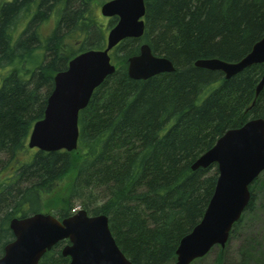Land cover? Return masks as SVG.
Returning <instances> with one entry per match:
<instances>
[{"label": "trees", "instance_id": "obj_1", "mask_svg": "<svg viewBox=\"0 0 264 264\" xmlns=\"http://www.w3.org/2000/svg\"><path fill=\"white\" fill-rule=\"evenodd\" d=\"M107 1L0 0V68L13 65L0 85V257L13 240L11 220L46 212L62 221L78 202L88 215L107 217L116 246L134 264H174L180 240L199 224L218 179L216 165L192 171V163L230 129L264 119V87L255 97L264 64L227 80L194 66L247 55L264 37V0H144L145 32L110 52L116 70L80 110L77 150L27 149L56 73L79 52L105 47L117 21L98 12V3ZM48 22L54 28L45 34ZM69 40L80 44L78 52L67 49ZM146 44L174 71L130 79L127 60ZM36 53L40 63L31 70ZM66 243L38 264H69L61 250Z\"/></svg>", "mask_w": 264, "mask_h": 264}, {"label": "water", "instance_id": "obj_2", "mask_svg": "<svg viewBox=\"0 0 264 264\" xmlns=\"http://www.w3.org/2000/svg\"><path fill=\"white\" fill-rule=\"evenodd\" d=\"M146 6L144 0H109L99 6L103 18L117 19L108 30L105 47L78 53L67 69L54 76L52 93L46 100L42 119L35 122L27 142L28 149L44 153H70L78 146V116L87 107L92 93L113 75L116 66L110 53L124 39L143 36ZM130 79L147 80L174 71L172 62L156 57L149 46L141 45L139 54L127 60ZM264 64V37L236 62L215 59L196 60L194 66L222 72L225 79L238 75L252 65ZM255 97L264 87V72ZM216 165L218 179L207 210L176 251L174 264H190L213 247L224 248L231 229L239 220L251 196L249 187L264 171V119L253 118L238 129H230L215 145L195 160L192 171ZM13 240L6 244L0 264H38L56 244L67 240L62 256L69 264H134L117 248L104 215L90 216L81 210L59 221L51 214L37 213L10 221Z\"/></svg>", "mask_w": 264, "mask_h": 264}, {"label": "rangeland", "instance_id": "obj_3", "mask_svg": "<svg viewBox=\"0 0 264 264\" xmlns=\"http://www.w3.org/2000/svg\"><path fill=\"white\" fill-rule=\"evenodd\" d=\"M100 5L101 3H98V9ZM104 19L106 21L109 20L106 18ZM53 23L48 22L43 25L42 32L48 34L50 30L54 28ZM22 25L23 23L21 22L19 25V30L22 29ZM65 44H67V49L68 47H70L69 49L73 53L78 52L80 48V44L72 40L66 41ZM40 54L41 53H36L33 60L34 62L27 65L28 68L33 70V67L37 66L40 63ZM12 66V64H9L7 67L0 68V85L1 77L4 74L9 73L10 70H12ZM30 153H33V151H31ZM72 177L73 174L71 173L69 177L62 180L59 187H66L69 184L68 182L72 180ZM254 189L255 204L253 206V212H245L241 215V217L237 221L238 224L234 226V228L232 227L233 229H231L232 233L228 238L226 246L223 249L220 247H213L212 250L208 252V254L201 257L200 259L194 260L190 264H216L217 258H219L221 255H223L224 257L222 264H240L243 260V257L247 256L248 254H251V259L250 261L246 260L248 261L247 264H264V172H262V174L258 177ZM73 204L74 208L78 210L81 209L80 203L74 202ZM70 213H72V211H70ZM51 215L54 216L53 214Z\"/></svg>", "mask_w": 264, "mask_h": 264}]
</instances>
